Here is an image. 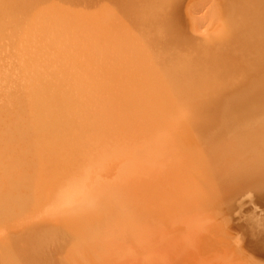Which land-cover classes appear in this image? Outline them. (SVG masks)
<instances>
[{"label": "bare ground", "instance_id": "1", "mask_svg": "<svg viewBox=\"0 0 264 264\" xmlns=\"http://www.w3.org/2000/svg\"><path fill=\"white\" fill-rule=\"evenodd\" d=\"M237 1L227 21L244 46L191 48L205 65L192 72L150 51L130 2L0 0V232L113 226L125 264H198L178 121L264 104V0Z\"/></svg>", "mask_w": 264, "mask_h": 264}, {"label": "rangeland", "instance_id": "2", "mask_svg": "<svg viewBox=\"0 0 264 264\" xmlns=\"http://www.w3.org/2000/svg\"><path fill=\"white\" fill-rule=\"evenodd\" d=\"M240 1L246 7L247 1ZM119 2H130L135 9L129 18L144 20L150 51L165 62H180L182 70L186 65L192 72L205 67L188 61L191 48L193 54L207 51L208 59L209 53L226 54L244 46L227 21L238 7L236 0ZM189 54L190 60L197 57ZM183 108L190 106L184 103ZM238 108L227 115L215 112L212 118L201 110L193 119L178 121L180 212L198 264H264V104L252 100ZM0 234L9 236L0 238V264H125L122 258L130 253L126 232L113 226Z\"/></svg>", "mask_w": 264, "mask_h": 264}]
</instances>
